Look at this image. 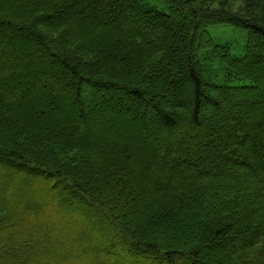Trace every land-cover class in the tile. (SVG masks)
<instances>
[{
    "label": "trees",
    "instance_id": "trees-1",
    "mask_svg": "<svg viewBox=\"0 0 264 264\" xmlns=\"http://www.w3.org/2000/svg\"><path fill=\"white\" fill-rule=\"evenodd\" d=\"M238 1L245 6L234 12L232 3ZM127 5L151 22H190L184 60L192 88L190 108L170 112L154 107L165 135L160 134L159 153L149 158L99 139L85 144L81 138L65 135V123L44 132L17 111L12 113L21 94L40 93L49 80L58 78L60 70L41 59L26 72V76L32 73L30 77L11 75V70L31 59L36 47L28 43L17 50L6 33L37 41L47 51L63 37L64 48L81 47L87 61L97 60L116 76L121 69H134L125 52L134 49L135 56L143 58L139 69L151 80L160 77L154 71L168 54L167 47L151 49L162 28L154 23L147 28L151 33L139 35L120 16L112 27H100L101 32L110 30L107 36L92 39L84 34L89 21L77 0H26L20 8L13 6L0 15V158L4 163L0 166V264H132L126 258L139 259L138 264H187L191 260L197 264H264V160L254 158L258 149L264 152V144L258 147L255 139V131L264 138L260 128L264 99H252L254 95L264 98V67L253 60L262 45L259 39H264V0H115L111 4L112 10ZM100 10L99 3L92 8L93 13ZM221 24L246 33L244 54L234 53L229 43H213L209 29ZM202 48L210 49L203 61ZM62 63L63 76L78 75L72 60ZM77 63L85 64L79 58ZM253 68L261 71L253 73ZM206 72L223 81L213 82ZM64 78L67 88L49 92L48 105H53L57 93L74 91L80 99L84 89H72ZM81 78L93 87L92 92L105 90L147 103L139 86ZM227 97L232 99L229 107L245 104L263 110L253 127L237 109L239 123L223 119L225 112L230 113L225 106ZM208 104L218 115L214 128L205 116ZM80 118L83 125L91 120L86 115ZM174 153L202 164L171 165ZM219 154L228 168L220 177L210 176L208 170L193 173L203 166L215 170ZM189 205L193 214L171 229L182 214L187 217L184 210ZM105 220L107 232L101 227Z\"/></svg>",
    "mask_w": 264,
    "mask_h": 264
},
{
    "label": "rangeland",
    "instance_id": "rangeland-1",
    "mask_svg": "<svg viewBox=\"0 0 264 264\" xmlns=\"http://www.w3.org/2000/svg\"><path fill=\"white\" fill-rule=\"evenodd\" d=\"M113 1L115 0H77L79 5L83 4L82 12L87 16L89 21L84 34H87L92 39L100 37L103 38L102 36H107L110 30L101 32L100 27L103 26V28L106 29L112 27L118 23L120 16H123L125 25L132 27V29H135L136 31L139 30V35H144L146 32L151 33V30L148 31L147 28L151 25H155L154 23H156L159 28L163 29V33L160 36L158 35L159 39L157 43L151 47V49H164L165 47L168 49V54L165 57V60H163L161 66L154 71L160 77H158V79L154 78L151 80H148L145 77V70L139 69L143 58L135 56L136 52L134 49L128 48L125 51L128 55L126 61L127 63H131L134 69L127 70L126 68L125 70H122L121 67L120 69L122 73L119 76H116L113 71H107L97 60L93 63L87 61L89 59H85L80 52L81 50H79L81 47H73L74 49L71 50H69L70 48H64L61 43L63 37L57 38V40L50 45L47 51L41 48L37 41L24 40L21 37L19 38L16 36L14 33L8 32L6 35L11 43L14 44V42H16L15 46L17 50H20L25 45L27 47L28 43L34 44L36 47V53L31 56V59L17 70H11V75L16 76L17 78L30 77L32 73H29V75L26 76V72L29 69H32L34 62L41 59L46 61L45 64H50L48 63L49 61L52 65H56L62 73L61 74L59 71L57 79L49 80L46 84V88L41 90L40 93L33 96H26L24 93L21 94L18 101H14L12 113L16 114L17 111L27 123L34 124L44 132L49 127H60L65 123L67 124L65 135L72 138H81L85 144L87 142L91 143L92 140L95 141L96 139H99V141H103L105 144H110L119 148L128 147L131 152H134L139 157L143 156L145 158H149L159 153L158 148L161 145L160 142L162 138L160 134L164 133V128L161 126L158 120L157 112L153 107L170 112L177 111L178 108H184L186 111L190 108L192 88L188 82L185 83V81L182 80V68L180 64L186 59V52L189 48L188 40L190 37V22L189 19L185 20L186 25L176 23L175 21L171 22L169 20H157V22H151L128 5L122 9L112 10L111 4ZM97 2L102 10H100L98 14L93 13L92 11V8L98 5ZM25 3L26 0H0V15L5 14L9 8H12L13 6H15V8H20L22 5H25ZM244 6L245 4L243 2L238 1L232 3V9L234 12H237ZM108 9H111L110 13L107 12ZM178 13H180V11ZM100 20L102 21L100 22ZM261 27L264 28L262 25ZM153 31L155 32L154 29ZM209 33L215 45L229 43L232 45L234 53L238 55L244 54V46L247 41L246 33L244 31L232 28L228 24H221L211 27L209 29ZM151 38L152 36L149 35V39ZM258 42L262 45L256 48V55L253 60H258V65L264 67V56H261V54H264V39H259ZM207 49L208 48H202L199 52V56L202 61L205 59V54L210 51V49ZM78 58L83 60L85 64H78ZM69 59L72 60L73 66L76 67L78 75L65 73L63 76L64 71L62 61ZM260 71L261 70L259 68H253L252 70L253 73L258 74ZM62 77H65L64 79L68 78L67 82L71 85L72 89L80 87L84 89V92L82 93L80 99L76 96L74 91H69L67 93L56 92L58 94L56 95L57 99L54 100L55 102L52 106H50L48 103L51 102L52 99H50L49 92H52L57 88H67V86L64 87L62 83ZM81 77L91 80L96 78L108 79L123 84L127 83L131 86H139L142 90H144L146 98L151 104H153V107L126 95L115 96L105 90L92 92L93 87L89 85V83L80 80ZM167 77L169 79H167ZM206 77L213 82L223 81L213 72H211V74L206 72ZM34 79L35 82L36 79L38 80L36 77H34ZM261 81L263 82L262 86L264 91V75L261 76ZM153 84H155V86ZM210 93L214 96H220L218 93ZM0 98L2 99L1 96ZM225 99V106L227 108L226 111H230V113L225 112L224 116L222 115L226 122H240L241 116L234 113V109H237V111H240L241 114L246 116L249 126L253 127L255 125V121L257 120V117H259L258 112H261L260 110L262 109L256 107L252 110L245 104L236 106L233 104L232 107H229L228 101H231L232 99L230 97ZM252 99L256 102H262L264 98L261 95H254ZM56 101L58 102L56 103ZM27 103H30L31 106H33L31 110L27 108L28 106L24 108V105ZM206 108L207 113L205 116L209 126L214 128L216 124H219L215 107L208 104L206 105ZM85 115L90 117L91 120L88 124L83 125L80 116L83 117ZM97 117H100L99 126L95 123ZM101 118H103L105 122H103ZM260 128L264 130V121L260 122ZM193 130V128H190V131ZM168 134L170 135L171 133ZM258 134L259 133L255 131V139L258 143V147H260L264 144V138ZM8 145L10 148L13 147L12 143H9ZM62 147L65 148L64 146ZM161 154L163 155V153H160L159 155L161 156ZM257 157L264 160V152L261 149H258V154H256L254 158L256 159ZM217 158L218 166L215 170L209 168L208 166H203L194 170L193 173H203L208 170L210 176L220 177L222 172L226 171L228 168L223 155L219 154ZM254 158L252 159L253 161H251L252 166H255L256 160ZM187 163L202 164L194 158L183 159L175 153L170 155L171 165L187 168ZM3 165L4 163L0 158V166L2 167ZM189 182H193V180L189 179ZM166 202L167 204H171L168 200ZM190 206L191 205H189V209L184 210L187 217H184V214H182L180 220H176L172 223V225H170L171 229L176 228L179 224L185 223L187 221L186 219L193 214ZM83 208L87 210L86 207ZM107 225L108 222L106 220L101 223V227L106 232L108 231ZM126 261H130L132 264L139 263V259L126 258ZM153 261L155 260H152V262ZM120 262L124 264L122 261ZM161 262L165 263L164 260H161ZM187 264H197V261L191 260L190 262H187Z\"/></svg>",
    "mask_w": 264,
    "mask_h": 264
},
{
    "label": "bare ground",
    "instance_id": "bare-ground-1",
    "mask_svg": "<svg viewBox=\"0 0 264 264\" xmlns=\"http://www.w3.org/2000/svg\"><path fill=\"white\" fill-rule=\"evenodd\" d=\"M180 64H181V68H182L181 78H182L183 81H185V83H187L188 80H189V76H188V72H187V65H186V63L184 61H182ZM146 104H148V105L153 107V104H151L148 99H147V103Z\"/></svg>",
    "mask_w": 264,
    "mask_h": 264
}]
</instances>
